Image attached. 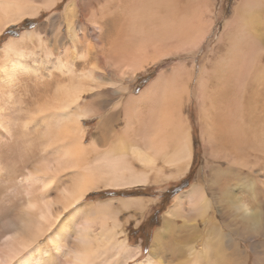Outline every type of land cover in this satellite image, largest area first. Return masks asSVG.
Instances as JSON below:
<instances>
[{"label": "rangeland", "instance_id": "rangeland-1", "mask_svg": "<svg viewBox=\"0 0 264 264\" xmlns=\"http://www.w3.org/2000/svg\"><path fill=\"white\" fill-rule=\"evenodd\" d=\"M70 1L62 0L54 7L41 11V14L36 17L29 16L23 21L14 22L15 24L12 23L0 34V103L2 102L3 104L6 101L5 107L7 111L14 112V115L19 120L17 133L21 135L16 133L15 136L18 138L11 148L10 145L12 143L3 145L0 139V157L7 164L6 174L0 180V184H3L0 185V188L2 187L3 191H7L3 192L0 189V194H2L0 195V216L17 217L19 215L20 210L24 207L22 204H25L27 199L17 180L22 175L26 176L29 170L34 168L36 164H40V161L43 162V159L50 157L54 161L58 156L55 146L52 144V136L49 129L58 127L59 122L57 124L54 122L53 126L46 127L48 121L45 120L44 116L59 109L58 106L53 104L61 98V92L70 86L72 79L66 74L63 75L61 69L55 64L56 56L52 54V57L49 56L50 58H48L49 53H55L63 59H65L66 55H69V59L71 58V60L76 62L77 73L83 75V81L80 80L84 83L85 87L83 89H88L87 91H81V101L83 100V102H80L79 107L77 106L76 108L87 113V116L82 120L86 131L83 142L86 144L92 142L100 128V122L107 121L106 118H109L112 124L107 122L117 132H121L127 125V113L125 110L134 109L133 104L139 99L140 108L145 113V107L150 104L151 99L149 97L152 94L147 92V90L161 86L162 98L157 107L158 113L162 117L166 116V120L168 116L171 117L173 114L174 118L181 122L183 130L190 132L193 146L191 166L183 174L176 170L175 165L161 161L156 171L151 172V174L150 172L148 173L146 177L148 178L147 183L133 186L99 187L100 189L90 191L78 204L64 211L62 217H66L78 206L85 203L121 198L145 199L143 206L148 203L147 209L143 212L145 214L140 210H135L133 207L130 209L119 208L120 202L115 200L116 204L114 207L120 213H118V217L124 222L123 226L127 233L126 235L122 234L121 237L125 238L127 236L130 244L141 247L140 256L128 264L148 257L154 246L153 243L156 242L157 230L162 229L163 220L165 221L168 210L174 206L176 198L191 189V185L193 186L194 183L200 180L204 182L205 189L210 193L214 207L222 204L220 201H222L223 197V187L226 186L235 198L237 197L251 209L261 212V218H263L264 152H258L255 155L257 171L250 172L245 166H242L241 169L237 167V169L231 170L229 167L232 164H226L225 159L215 158L211 155V149H207L206 142L209 141V137L206 133L217 130L214 128L213 122L219 120L220 114L227 116L236 115V118L238 116L243 119L246 113H256L261 116L260 122H262H259V131L254 134L260 135L264 139V36L260 39L257 36L254 37L255 35L263 34L264 24L260 26V31L253 26L256 20L264 22V2L262 0H250V4L244 5L241 4V0H160L164 4L169 5L171 12L174 11L176 14V28L170 29L171 31L169 32L167 29H162L159 25L155 26L157 29H146L145 31L147 32L149 30L148 34H152L153 40H148V46L144 50V58L137 61V64L131 62V65L128 59H126L127 61L124 59V54L127 48H129L127 50L128 53L129 51H134L136 46L141 44V41L139 37L134 40L136 29H124L123 24L119 23V25L117 22H112L115 17L113 12L118 7V0H73L77 3V18L68 26V23H65L67 15L64 11ZM153 2L154 6H152ZM132 3H134L133 6H136V11L142 18V9L139 8L140 0H131V6ZM146 3L147 0L144 1V4ZM149 4L154 12L153 22L159 24V19L155 13L158 11L156 6L159 5V2L149 0ZM239 6L242 8H239ZM159 9L160 11L163 10L162 8ZM149 11H147L148 14L152 12ZM236 12H239V17H236ZM63 18L64 22L62 21ZM234 19L236 20L232 22ZM103 22H106V24L99 28L98 26ZM146 24L142 23V26ZM30 30H36L37 33L33 34L31 38L25 37V33ZM255 30L262 33H258ZM156 34L157 39L155 40ZM169 34H173L171 38L167 37ZM11 40L16 41L18 47L31 52L32 56L27 60L28 66L22 65L16 70L17 72L12 78H8L2 68L8 65L11 60L5 51L6 44ZM153 45H157L158 50H155ZM250 46L253 48L251 49ZM73 48L74 51L76 49V57L73 56ZM245 51H249L248 55L247 53L245 54ZM236 55L243 60H240ZM245 55H247V61H245ZM241 61L246 64L247 70L244 73L239 69ZM252 65L254 67L251 70L252 67L250 66ZM260 67H262V70ZM91 71L96 75L97 81L91 77ZM253 71L257 72L256 75ZM179 77L189 86L186 93L181 92L177 87V79ZM90 79L91 82H89ZM92 82L99 84L97 90L95 88V90L90 91L88 88ZM199 92L203 98L199 97ZM244 93L245 96L243 95ZM242 95L244 97L241 98ZM253 97L256 98V102L252 100ZM244 98L247 100H244ZM203 102L206 104H203ZM245 104L248 109L250 108L248 111L244 107ZM201 105H204L203 107H206L209 111L204 108V110L201 109ZM239 106H241L240 108H242L243 112L232 113L235 107ZM55 107H57L56 110H54ZM256 108L260 109L259 112ZM178 114L180 116L177 118ZM25 117L27 118L26 120L24 119ZM145 117L147 118L148 116L145 115ZM153 118L155 119L156 116H153ZM250 120H253V117L247 118L245 124L250 126L252 123ZM22 121L23 123H21ZM150 121L146 120L149 125L151 124ZM24 123L30 124V127L24 128ZM209 130L211 131L208 132ZM146 131V126H142L138 130L136 139H138L139 143L144 140L143 136ZM204 134L205 136H203ZM0 137L5 141L8 140L4 130H0ZM22 147L25 149H22ZM3 150L4 152H2ZM51 153H56V155L52 154L51 156ZM87 159L94 161L95 152L93 151L90 158ZM139 165L136 169L139 172H145L144 166ZM12 168L13 170L16 169V175L12 173ZM61 178L62 180L59 181L62 183L57 182L60 189L61 185L64 187L70 183V173L62 174ZM63 178L65 179L64 182ZM12 183L15 187L11 185ZM14 183L17 184L15 185ZM4 185H7L8 188H5ZM55 188L52 189V193L50 191V196L59 193L57 192L59 191L58 187L56 186ZM17 191L20 192L18 195ZM12 192H16V194ZM5 195L9 196L4 197ZM48 197L49 195L47 194ZM4 207L6 208L4 209ZM9 207H11L10 210L12 211L7 212ZM232 216V214L227 215L226 224L232 222ZM183 223L184 221L180 218L177 225L182 226ZM231 224L233 225L234 223L232 222ZM202 228L204 229V224L201 223L198 233L203 231ZM188 230L189 232L191 231V229ZM248 230L249 228L244 226L243 231ZM263 230L251 227V234L257 244H259L257 248L252 247L254 244L252 240L243 238L235 244L239 250L243 251L245 263L242 260L241 264H264ZM166 235L163 239L168 241L169 239H174V235H179V233L177 231L173 232V234L169 232ZM44 240L45 238L42 237L39 242L43 244ZM230 243H234V241ZM197 244L200 248L201 241ZM253 248L256 249H254L255 252L252 251ZM231 250H234V248L228 250L229 256L227 258L229 257V264L232 256H234ZM257 253L260 254L257 255L259 258L256 256Z\"/></svg>", "mask_w": 264, "mask_h": 264}, {"label": "bare ground", "instance_id": "bare-ground-1", "mask_svg": "<svg viewBox=\"0 0 264 264\" xmlns=\"http://www.w3.org/2000/svg\"><path fill=\"white\" fill-rule=\"evenodd\" d=\"M60 1L62 0H0V34L12 23L23 21L29 16L36 17L38 14H41V11L54 7ZM130 1L131 0H118V7L113 12L115 17L112 22L123 24L124 29H136L134 40L139 37L141 44L136 46L134 51H129V53L127 51L129 48H127L124 59H128L129 64H131V62L137 64L136 62L142 60L145 56L144 50L148 46V40H153L151 37L152 34H148L149 30L157 29L155 26L159 25L162 29H167L169 32L171 31L170 29L176 28L177 17L174 11L171 12L169 5L164 4L160 0H155L159 2V5L156 6L158 13L155 12L160 22L157 24L153 22L154 12L152 11L153 9L151 10L149 0H147L146 4H144L145 0H140L139 8L142 9V18L137 13L136 6H133L134 3H132V6L130 5ZM249 2L250 0H241V4L244 5L250 4ZM262 2H264V0H262ZM152 6H154V2ZM158 7L163 10L160 11ZM76 8L77 3L73 0L66 5L64 13L66 12L67 15L65 17V19H67L65 23H68V26L77 18ZM239 8L242 7L239 6ZM147 11L152 12L148 14ZM239 16V12H236V17ZM235 20L236 19L232 22ZM62 21L64 22V18ZM142 23L147 24L142 26ZM105 24L106 22L100 23L98 27L102 28ZM263 24L264 22L256 20L253 26L255 29L259 30L260 26ZM146 29H149L148 32L145 31ZM35 33H37L36 30L27 31L25 37L31 38ZM141 33L142 35H140ZM253 34H251V36H253ZM172 35L173 34H169L167 37L171 38ZM256 36L260 39L264 36V32L254 37ZM156 39L157 34L155 36V40ZM17 45L18 43L16 41L11 40L5 47L6 55L11 58V60L8 65L3 66L2 70L7 74L8 78H12L16 74V70L22 65L28 66L29 63L27 60L32 56L31 52ZM153 47L155 50H158L157 45H153ZM252 48L253 47H251V49ZM261 49L263 48L261 47ZM72 51L73 56H75L76 49L74 51L73 48ZM246 53L248 55L249 51H245V54ZM52 54L56 56L57 60L55 64L61 69L62 74H66V76L68 75L72 79L70 86L61 92V98L53 104L58 106L59 109L56 110L57 107H55L54 110L56 111L44 116L45 120L48 121L46 127H51L54 125V122H56V124L59 122L58 127H51L49 129L50 135L52 136V144L55 146V151L58 153V156H55L56 158L54 157V161L51 160L50 157L43 159V162L40 161V164H36L34 168L31 167L32 169L29 170L26 176L22 175V177L19 178L17 175L19 178L17 181L27 201L25 204L21 202L24 207L20 210L17 217L0 216V264H128L130 261L140 256L141 247L130 244V240L127 236L125 238L121 237L122 234L126 235L127 233L123 226L124 222L119 219V212L114 207L116 204L115 200L120 202L119 208L130 209L133 207L135 210H140L143 213L148 206V203L145 204L146 206H143L145 199L121 198L99 201L96 203H85L78 206L75 211H72L66 217H62V213L71 206L78 204V202L90 193V191L100 189L99 187L133 186L147 183L148 178L146 177L148 173L150 172L151 174V172L156 171L161 161L175 165L176 170L182 174L188 171L193 157L191 134L189 131L183 130L181 122L177 121L173 114L171 117L168 116L166 120V116L162 117V115L158 113L157 107L162 98L160 86L159 88L153 87V89L150 88V90H147V92L152 94H150L149 97L151 99L150 104L145 107V113L143 109L140 108L141 106L138 103L139 99L137 102H134V109L125 110L127 113V125L121 132H117L112 125L108 123L110 122L112 124L109 118H106L108 122L99 121L100 128L98 132L92 142L86 144L83 142L86 131L82 124V120L87 116V113L76 109L77 106L80 105V102H83V100L81 101V91L86 90L83 89L85 87L82 82L83 75L77 73L75 68L76 62L71 60V58L69 59V55H64L65 59H63L55 53H49L48 58L52 57ZM247 55H245V61L248 60ZM236 56L238 57V55ZM243 58L245 59V57ZM236 63H238V61H236ZM138 65L136 66L138 67ZM239 65L241 66L239 69L244 73L247 70L246 64L241 61ZM250 67H252V70L254 65ZM260 68L262 70V67ZM256 73L257 72H254L255 75ZM90 75L96 80L94 72L91 71ZM89 82H91V79ZM98 85L99 84L92 82L89 84L90 87L88 88L90 91L95 90V88L97 90ZM177 87L181 92L185 93L189 89L188 84H185L181 77L177 79ZM200 92L199 97H202ZM245 93L243 94L244 96ZM243 95L241 98L244 97ZM244 100L247 99L244 98ZM252 100L256 102L255 97H253ZM204 102L203 104H206ZM5 105L6 101L3 104L2 102L0 103V130H4L5 135L8 136V140L5 141L1 137L0 139L3 145L12 143L10 145L11 148L18 138L15 135L18 132L17 127L19 120L14 115V112H10V110L7 111ZM245 105L244 107L247 108V105ZM203 106H200L201 109L204 108ZM240 107L241 106L235 107L232 113L237 114L239 111L243 112ZM204 109L208 110L206 107ZM249 109L247 108V111ZM208 111L207 113H209ZM145 115L148 117L146 118ZM153 116H156V118L154 119ZM178 116L180 115L178 114L177 118ZM250 116L253 117V120H250L252 123L248 126L245 123L246 119ZM24 119L26 120L27 118L25 117ZM218 119L220 121L213 119L215 120L213 122L214 128L218 131L210 132L211 130H209L208 132L210 133H206L209 137V141L206 140L207 149H211V155L215 158L225 159L226 164H232L230 167L227 165L231 170L237 169V167L241 169L242 166H245L250 172L257 171L255 155H257L258 152H264V139L262 136L254 133L259 131L258 124L261 120V116L256 113H246L242 119L238 116L236 118V115L227 116L220 114ZM146 120H151V124L149 125ZM23 121L21 123H23ZM186 122L188 121L186 120ZM142 126H146L147 131L143 136L144 140L139 143L136 138L138 130ZM29 127L30 124L24 123V128L27 129ZM261 127H263V125H261ZM203 136H205V134ZM24 143L26 144V142ZM22 149L25 148L22 147ZM92 150L95 152V159L94 161H89L87 158H90L92 155ZM2 152H4V150ZM56 153H51V156L52 154L56 155ZM44 156L46 157V155ZM139 164L144 166L145 172H139L136 169L137 166H140ZM6 169L7 164L3 162L0 157V180L5 176ZM21 171L23 172L22 169ZM66 172L70 173V183L64 187L61 185L60 189L57 182L62 180V174L64 175ZM12 173L16 175V169H14ZM8 179L11 181L10 178ZM8 179L7 181H9ZM60 181L59 183H62ZM64 181L65 179L63 178V182ZM11 185L14 186L13 183ZM56 186L59 189V191H57L59 193L55 192L57 193L56 195L50 196V191L52 193V189ZM4 187L6 188L7 185H4ZM223 188V197L222 201H220L222 204L217 207L213 206L214 202L211 200L210 193L205 189L204 182L201 180L194 183L193 186L191 185V189L179 195L172 209L168 210L166 219L164 218L165 221L163 220L162 229L157 230L156 242L153 243L154 246L150 254H148V257L145 259L141 258L142 260L140 261L135 260L132 264H229V257L227 258V256H229L228 250L231 248H234V250H231L232 252L230 251L234 256H232L230 264H241V261L245 259L243 251L239 250L235 244L238 240L243 238L245 240H252L254 243L252 247L257 248L259 244H257L251 234V227L263 230L264 217L261 218V212L251 209L237 197L235 198L226 186ZM12 193L16 194V192ZM19 193L20 192L17 191V195ZM47 194L49 195L48 198ZM6 196L9 195H5L4 197ZM5 208L6 207H4V209ZM10 208L11 207H9V211L7 212L12 211ZM229 213L233 215V225L231 224L232 222L226 224L227 215H230ZM180 218L184 221L182 226L177 225ZM201 223L204 224V229L202 228L203 231L198 233ZM234 225L235 227H233ZM243 225L248 227L249 230L244 232ZM188 229H191V231L189 232ZM176 231L179 235H174V239H169L168 241L163 239L169 232L173 234V232ZM42 237L45 238L43 244L39 242ZM200 241L201 247L199 248L197 243ZM231 241H234V243H230ZM255 248H253L252 251H254ZM258 253L256 256L260 255Z\"/></svg>", "mask_w": 264, "mask_h": 264}, {"label": "snow or ice", "instance_id": "snow-or-ice-1", "mask_svg": "<svg viewBox=\"0 0 264 264\" xmlns=\"http://www.w3.org/2000/svg\"><path fill=\"white\" fill-rule=\"evenodd\" d=\"M73 211H75V209Z\"/></svg>", "mask_w": 264, "mask_h": 264}]
</instances>
